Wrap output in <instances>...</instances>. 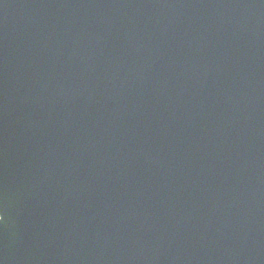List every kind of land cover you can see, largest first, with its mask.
<instances>
[{"label": "water", "instance_id": "water-1", "mask_svg": "<svg viewBox=\"0 0 264 264\" xmlns=\"http://www.w3.org/2000/svg\"><path fill=\"white\" fill-rule=\"evenodd\" d=\"M0 264H264V0H0Z\"/></svg>", "mask_w": 264, "mask_h": 264}]
</instances>
